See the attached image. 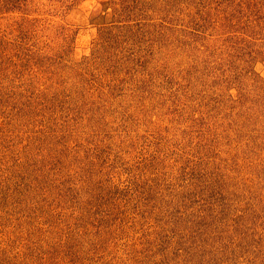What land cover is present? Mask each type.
Listing matches in <instances>:
<instances>
[{"label":"rangeland","instance_id":"obj_1","mask_svg":"<svg viewBox=\"0 0 264 264\" xmlns=\"http://www.w3.org/2000/svg\"><path fill=\"white\" fill-rule=\"evenodd\" d=\"M263 105L264 0H0V264H263Z\"/></svg>","mask_w":264,"mask_h":264},{"label":"trees","instance_id":"obj_2","mask_svg":"<svg viewBox=\"0 0 264 264\" xmlns=\"http://www.w3.org/2000/svg\"><path fill=\"white\" fill-rule=\"evenodd\" d=\"M231 46H233V45H231ZM233 50H234V53H235V52H236V53H239L240 56H241V54H243V53L245 54V56H247V53H248V52H242V51H240V49H237L236 46H233ZM249 56H250V53H249ZM243 69H244V65H243V64H239V68H238V67H237V68L232 67V68H231V71L235 72V73H234L235 80H234V79L231 80V79L228 78V76H226V75H225V78H226L227 80L232 81V83H233V80H234L235 82H237L238 85H239V88L247 89V87L244 85V82H245V80H244V76H245V73H246V72H244ZM231 73H232V72H231ZM241 95L243 96L244 93L241 92ZM222 102H223L224 104H228V103H226V101H222ZM263 107H264V105H263ZM246 119H247V118H246ZM246 119H244V120H246ZM250 123H251V126H248V124H250ZM263 123H264V114H263V116H256V117H253L252 122H251L250 119H248L247 122H244L243 120H240V121H239L240 128H241V127H253V128L256 129V130L261 129V128H258V127H260V126H264ZM257 133H258V132H257ZM263 148H264V145H263ZM252 151H254L253 148H252ZM256 151H257V149L253 152L254 155L256 156V158H258V159H264V157H262L263 155L260 154V153H257ZM257 156H258V157H257ZM259 166H260V168H261V171L264 170V166H261V165H259ZM262 197H264V196H262ZM254 214H256V213H254ZM258 219L262 220L260 214H259V218H258ZM220 253L223 254V252H220ZM254 256H255V255L249 257V259H246L245 262H239V261H237L238 258H237L234 254H229V252H228L227 250H224V257H222V258H223L222 263H224V264H228V263H233V264H242V263L255 264V262H256V261H255L256 258H254ZM214 260H215V258H214ZM232 260H234V262H232ZM215 261H216V260H215ZM212 262H213V260H212ZM212 264H219V263L214 262V263H212ZM257 264H260V262H259L258 260H257ZM263 264H264V260H263Z\"/></svg>","mask_w":264,"mask_h":264}]
</instances>
